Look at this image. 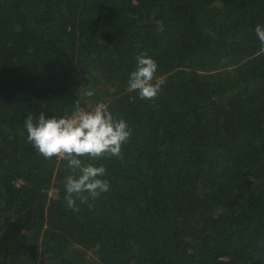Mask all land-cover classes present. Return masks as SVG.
<instances>
[{
    "label": "trees",
    "instance_id": "trees-1",
    "mask_svg": "<svg viewBox=\"0 0 264 264\" xmlns=\"http://www.w3.org/2000/svg\"><path fill=\"white\" fill-rule=\"evenodd\" d=\"M257 25L264 0H0V264H264ZM142 53L155 100L128 91ZM99 103L132 135L122 158H84L110 190L74 211L78 172L25 120Z\"/></svg>",
    "mask_w": 264,
    "mask_h": 264
},
{
    "label": "clouds",
    "instance_id": "clouds-1",
    "mask_svg": "<svg viewBox=\"0 0 264 264\" xmlns=\"http://www.w3.org/2000/svg\"><path fill=\"white\" fill-rule=\"evenodd\" d=\"M264 45V26L255 29ZM264 50V49H262ZM136 69L130 74L128 91H137L141 99L155 100L161 91V81L156 77L157 62L146 53L137 58ZM27 141L43 157L66 160L78 175L66 177L67 207L79 211L77 201L87 203L110 190V182L102 179L106 168L85 163L84 158L95 161L105 157L122 158V148L132 135L128 122L114 118L105 103L92 110L77 105L76 110L62 118H46L40 112L38 118L29 114L25 120ZM86 194V195H85Z\"/></svg>",
    "mask_w": 264,
    "mask_h": 264
},
{
    "label": "rangeland",
    "instance_id": "rangeland-1",
    "mask_svg": "<svg viewBox=\"0 0 264 264\" xmlns=\"http://www.w3.org/2000/svg\"><path fill=\"white\" fill-rule=\"evenodd\" d=\"M87 89V85L84 84L83 87H82V91L86 90Z\"/></svg>",
    "mask_w": 264,
    "mask_h": 264
}]
</instances>
